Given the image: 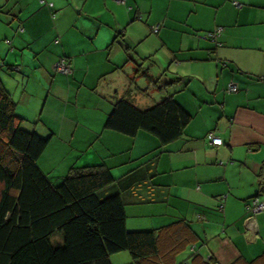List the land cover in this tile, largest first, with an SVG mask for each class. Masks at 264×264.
I'll list each match as a JSON object with an SVG mask.
<instances>
[{"label": "crops", "instance_id": "crops-1", "mask_svg": "<svg viewBox=\"0 0 264 264\" xmlns=\"http://www.w3.org/2000/svg\"><path fill=\"white\" fill-rule=\"evenodd\" d=\"M159 24L161 46L170 52L165 37L180 36L195 75L180 78V92L158 91L192 116L166 145L105 128L119 100L157 103L147 102L155 75L134 77L129 33ZM218 28L217 46L200 37ZM60 58L68 76L54 70ZM0 84L22 128L51 137L37 165L52 182L101 165L114 178L103 194L120 196L128 231L187 225L174 264L264 259V212H246L264 201V0H0ZM210 132L220 146L207 143Z\"/></svg>", "mask_w": 264, "mask_h": 264}, {"label": "trees", "instance_id": "trees-1", "mask_svg": "<svg viewBox=\"0 0 264 264\" xmlns=\"http://www.w3.org/2000/svg\"><path fill=\"white\" fill-rule=\"evenodd\" d=\"M134 77L150 80L139 66ZM14 108L0 84V264H111L110 256L120 252L135 264H174L172 258L190 243L183 238L187 225L128 231L120 196L103 194L114 178L101 165L72 168L52 182L37 165L51 137L23 129ZM191 120L170 95L147 109L122 99L112 106L105 128L130 138L145 131L166 145ZM257 260L234 264H264ZM203 264L217 263L209 258Z\"/></svg>", "mask_w": 264, "mask_h": 264}, {"label": "rangeland", "instance_id": "rangeland-1", "mask_svg": "<svg viewBox=\"0 0 264 264\" xmlns=\"http://www.w3.org/2000/svg\"><path fill=\"white\" fill-rule=\"evenodd\" d=\"M161 26L160 24L158 25ZM156 25L149 30H144L141 28V30L134 31V28H132V32L129 33L135 42L132 44V50H130L131 57L135 58L137 60V65L143 70L148 72L149 74H154L155 78L153 79L155 90L150 91L151 97L147 99V102L149 104H153L152 100H157L156 102H160V94L158 91H161L165 89L166 87L172 88L170 92H176L181 89H183L184 84L183 81L175 83L174 86H163L165 85V80L163 78L167 77L168 79L173 78H183V77H191L195 75H188V74H194L192 73L193 70L189 71L186 64H183L181 60L185 59L186 52L183 51V49L180 48L179 42H180V36H166V40L169 41V45L172 46V49L170 52L165 50L161 46V41L158 39V35L153 32ZM159 31V30H158ZM144 32L147 34L144 35ZM201 38L204 36L201 35ZM156 39V40H154ZM172 53V54H171ZM170 55V56H169ZM168 56L170 58H168ZM176 58V59H175ZM177 61H175V60ZM166 76V77H165ZM139 83H143L144 78L138 77ZM149 84V83H147ZM192 86H195L192 84ZM180 92V91H179ZM103 198V197H100ZM111 264H135L129 254L127 252H120L114 255L110 256Z\"/></svg>", "mask_w": 264, "mask_h": 264}, {"label": "built area", "instance_id": "built-area-1", "mask_svg": "<svg viewBox=\"0 0 264 264\" xmlns=\"http://www.w3.org/2000/svg\"><path fill=\"white\" fill-rule=\"evenodd\" d=\"M118 1L122 2V0H118ZM158 30H159V26H156L153 32L157 33ZM220 33H221V29L218 28L212 32L205 33L203 39L213 42L217 46L218 45L217 39L220 36ZM54 70L57 74L63 76H68L72 72L67 60L64 58H60L58 60V62L54 66ZM227 91L228 93H235L237 91V88L235 85L229 84ZM206 141L211 146H220L222 143L221 139L215 137L213 132H210L206 135ZM246 212L248 216H254L258 213L264 212V201H261L258 198L251 199L246 206ZM181 264H187V263L184 262Z\"/></svg>", "mask_w": 264, "mask_h": 264}]
</instances>
